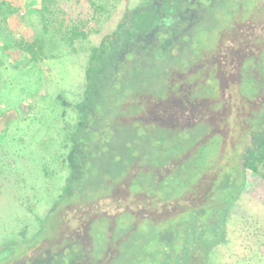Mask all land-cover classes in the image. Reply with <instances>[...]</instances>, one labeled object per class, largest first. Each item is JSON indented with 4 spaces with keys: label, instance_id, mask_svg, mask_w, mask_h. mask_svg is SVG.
Listing matches in <instances>:
<instances>
[{
    "label": "trees",
    "instance_id": "obj_1",
    "mask_svg": "<svg viewBox=\"0 0 264 264\" xmlns=\"http://www.w3.org/2000/svg\"><path fill=\"white\" fill-rule=\"evenodd\" d=\"M17 1L20 0H0V52L4 55L18 52L34 63L43 60L45 40L52 45L59 42L72 47L75 42L97 37L84 70L83 92L73 105L76 123L66 131L62 144L66 172L60 196L64 198L62 208L94 205L111 197L112 190L121 182L129 184L131 196L143 195L148 207L165 208L171 202L177 204L184 196L192 198L203 188L207 171L214 169L210 170L213 179L203 203L183 208L182 212L164 216L160 221L140 219L125 211L114 215L111 224L107 216L97 215L91 227L87 221L83 226L82 231H88L91 239L86 240L80 234L77 238L86 241L87 250L79 240L63 239L52 249L36 254V264H220L219 252L231 242L230 212L241 199L246 174L256 175L264 182L263 114L258 116L254 110L246 118L236 143L222 156L228 157V164L222 166L226 170L221 178L219 152L213 166L203 168V163H197V152L208 141L192 150L208 126L200 124V128L197 125L193 130L182 131L165 124L162 127L160 121L144 123V119L134 118H147L143 114L146 101L162 116L160 101L166 94L173 67L183 71L194 60L206 59L219 39H234L238 27L248 20L264 26V0H249L250 5L246 4L247 0H144L133 10L124 8L115 29L105 34L96 28L101 23L99 15L109 10V3L114 7L121 0H85L86 7L92 9V17L78 15L80 21L85 20L81 27L77 21L46 18V14H53L47 4L32 11L41 17L42 26L31 42L15 38L13 31L21 25L13 19L19 13ZM55 24L58 28L50 34L49 25ZM197 32L206 40L205 44L198 41V50L192 44ZM263 39L264 34L256 41L260 51L257 58L245 61L253 70L247 69L251 77L235 86L240 97L251 98L260 91L264 94ZM205 46L212 48L206 51ZM202 70L206 71L207 67L197 69L200 76ZM211 75L212 72L209 80ZM215 89L213 84L207 91L212 93ZM219 105L222 106L221 103L211 106V110L219 109ZM8 138L12 139L6 134L0 137V145L11 144ZM236 144L241 151L236 153L234 162L230 155ZM186 153L188 158L181 160ZM163 170L166 173L160 176ZM168 183H174L173 190ZM213 186L215 196L211 201ZM165 189L168 194L160 193ZM209 202L216 205L206 212ZM181 213H186L185 217L174 220ZM59 215L60 212L55 220L57 224ZM167 220L172 223L163 228ZM45 239L38 237L35 243ZM108 249H116L114 257L100 259ZM24 256L2 264H22L18 260H26Z\"/></svg>",
    "mask_w": 264,
    "mask_h": 264
},
{
    "label": "rangeland",
    "instance_id": "obj_2",
    "mask_svg": "<svg viewBox=\"0 0 264 264\" xmlns=\"http://www.w3.org/2000/svg\"><path fill=\"white\" fill-rule=\"evenodd\" d=\"M143 1L121 0L114 7L109 3V10L102 11L99 15L101 23L96 28L103 34L114 30L120 12L124 8L133 10ZM47 4L54 15L46 14V18L53 16L57 21H77V25L81 27L85 20L80 21L78 15L82 14L81 18L84 15L92 17V9L90 11L86 7L85 0H20L16 3L19 13L16 17L13 16L15 21L21 22L20 27L13 31L15 38L30 42L37 38L42 20L32 11L42 9ZM246 4L250 5L249 0ZM55 27L58 28V25H49L50 34L55 31ZM90 27L91 23L87 28ZM257 34L263 37L260 31ZM194 35L191 43L195 48L199 42L206 43L202 34L197 32ZM219 41L222 47L228 45L226 40ZM44 42L43 60L34 63L18 52L7 53L8 55L0 52V137L6 134L12 138L7 139L11 144L0 145V264L15 260L22 254L35 256L59 245L63 239L79 240L87 250L86 241L77 239L79 237L75 235L81 234L86 221L89 222L97 215L107 216L111 224L114 222V215L125 211L134 213L140 219L160 221L164 216L182 212L183 208L203 203L213 179V172L210 170L214 169L210 168L204 176L203 188L192 198L184 196L177 204L171 202L165 208L160 205L155 209L148 207L143 195L128 196L124 182L115 187L111 197L89 205L91 207L83 205L62 208L64 198L60 196L66 176L63 167L65 150L62 144L66 131L76 123L73 105L79 101L83 92L84 70L97 37L75 42L72 47L59 42L57 45H52L47 40ZM210 48L212 46H208L206 51ZM169 75L168 83H172L176 79L175 73L171 71ZM3 93L5 95L2 96ZM219 93L220 103L223 106L226 104L229 113L226 122L221 124L217 122L220 116H215L213 132H217L216 128L223 132L224 142L219 145L218 137L209 136L205 139L208 141L206 145L199 148L196 160L197 163H203V168H209L216 162L219 152L218 174L221 178L226 170L222 166L226 167L228 164V157L222 156L236 143L245 125L243 121L254 111L255 107L252 105L255 101L246 103L232 85L221 88ZM201 111H206L205 106ZM144 121L148 123L152 120L147 117ZM198 124V128L202 127V123ZM180 127L169 128L176 130ZM184 133L188 134L186 131ZM240 151L236 144L230 159L233 157L235 162V155ZM164 173V170L161 171L160 176ZM219 178L214 184L219 183ZM245 181L241 199L230 212L228 228L231 231V242L219 252L220 264H264V182L250 173L246 174ZM238 183L239 181L237 185ZM166 185H170V190L174 189V183ZM214 188L213 186L211 191L213 193ZM167 191L161 190L160 193L168 194ZM214 196L215 193L211 201H214ZM209 203L211 205L205 208L206 212L216 205ZM58 212L60 222L57 224L55 220ZM185 215L186 213H181L174 220L183 219ZM170 223L172 222L167 220L162 227L167 228ZM55 224L57 233L53 237ZM38 237L46 239L35 243ZM18 261L22 262V259Z\"/></svg>",
    "mask_w": 264,
    "mask_h": 264
},
{
    "label": "flooded vegetation",
    "instance_id": "obj_3",
    "mask_svg": "<svg viewBox=\"0 0 264 264\" xmlns=\"http://www.w3.org/2000/svg\"><path fill=\"white\" fill-rule=\"evenodd\" d=\"M263 28V23L252 24L251 21L248 20L238 27V34L236 33L235 37H233L235 41L234 39H227V42H229L225 47H222L220 42H218V45L216 43L206 59L199 58L197 60L198 62L194 60L191 65L185 68L180 66V68H183V71H180L178 67H173L175 69L173 73H175L176 79L173 80L172 83H168L169 78L167 79L168 87L166 94L160 101L163 107L162 117L156 113L153 105H151L149 101L145 103V112L143 114H146L151 120L160 121V126L162 127H164L163 124H165L166 127L181 126L178 129L184 130L190 128L193 130L199 125L198 123L208 126L207 132L196 141L195 146L192 148L194 151L209 136H213V138L218 137L219 145L223 144L225 134L223 132L221 133L217 128V132H213L215 127V123L213 122H215V116H220L217 121L219 124L224 121L226 122L229 111H227L226 104L224 106L219 105L220 108L217 110H211V106L216 107L220 103L219 97L221 94L219 91L221 88H228L229 85L239 86L243 79L249 77L250 71L248 72L247 69L253 70L250 64L245 65V61L250 57L257 58V54H259L260 51L257 49L258 42L256 43V41L259 38H263L258 36L257 31L262 33ZM200 60L201 62H199ZM203 66L207 67L206 71L202 70V75H204V77L202 75L200 76L197 71V69ZM211 72L212 77L209 80ZM261 81L263 84L264 80L262 78ZM213 84H215L216 89L214 92L209 93L207 90L209 86ZM237 93L239 96L240 92L237 91ZM242 98L245 99L248 104H251V101L254 100L255 102L252 106L255 107V112L258 116L262 113L264 117V94L261 93V91L257 96H252L251 98L242 96ZM203 106H205L206 111H201ZM135 119L146 120V118L140 116L134 118V120ZM243 124L246 125V120L243 121ZM188 156L189 154H184L181 160H186ZM128 185H126V190L129 196L131 192ZM94 219H96V216L92 217L88 222V227H91V224L94 223ZM108 229L110 230V228ZM80 235H83L86 240L91 239L88 231H82ZM80 235L76 234L75 236L81 237ZM115 253L116 249H108L100 259H111L114 257ZM24 258L26 260L22 261V264H36L38 262L35 256H25Z\"/></svg>",
    "mask_w": 264,
    "mask_h": 264
}]
</instances>
